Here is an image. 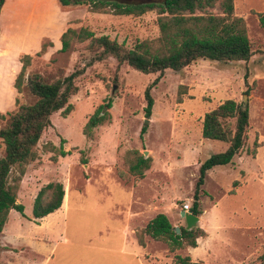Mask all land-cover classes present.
<instances>
[{
  "label": "rangeland",
  "instance_id": "rangeland-1",
  "mask_svg": "<svg viewBox=\"0 0 264 264\" xmlns=\"http://www.w3.org/2000/svg\"><path fill=\"white\" fill-rule=\"evenodd\" d=\"M14 1L6 4L1 19L6 23L12 16L10 35L23 44L19 51L31 57L25 73L39 74L50 83L73 70L84 71L74 82L77 91L68 100L70 111L50 116V126L35 146L37 158L20 179L15 202L23 212L7 214L0 232V264H123L118 254L121 231L126 212L134 209L140 212L135 231L156 214H163L172 228H184L180 212L184 204L191 205L198 166L226 148L225 143L200 137L202 116L224 100L242 103L243 96L248 109L244 144L231 164L208 170L200 188L201 217L193 228L201 229L204 237L196 240L197 247L191 252L190 247L169 252L165 243L147 236L143 247L146 259L149 256L163 264H172L173 255L187 253L193 261L209 264H260L264 245V32L255 14L263 11L264 0H233L234 15L243 19L250 42L248 60L199 59L178 72L164 71L149 91L148 119L142 111L143 91L156 74L143 75L125 64L117 67L111 57L89 64L99 50L89 51L84 41L71 42L66 52H59V38L66 29H84L130 50L138 42L158 37L155 9L115 15L107 11L110 6L104 12H92L90 0H76L78 4L65 7L58 0H22L18 6ZM36 38L38 48L26 50ZM41 44L44 53L35 56ZM18 57L6 66L0 63V128L19 105L34 101L25 90L17 93L12 88L20 67ZM99 108L108 119L92 129L91 140H86L82 127ZM143 124L146 129L139 139ZM253 141L259 146L251 156ZM47 145L61 147L66 154L51 161L54 154L44 151ZM128 151L147 153L149 168L141 179L126 173L122 159ZM118 174L129 178L123 180ZM48 183L61 184L64 197L59 210L63 212L34 220L32 201ZM55 242L57 247L49 258Z\"/></svg>",
  "mask_w": 264,
  "mask_h": 264
},
{
  "label": "trees",
  "instance_id": "trees-1",
  "mask_svg": "<svg viewBox=\"0 0 264 264\" xmlns=\"http://www.w3.org/2000/svg\"><path fill=\"white\" fill-rule=\"evenodd\" d=\"M4 0H0V8ZM90 10L101 13L110 6L115 15H139L145 11L155 9V24L158 37L150 42L141 41L130 50H123L121 46L106 37H93L84 29L74 31L66 29L59 38V52H66L71 42L87 41V49L91 52L99 50L92 57L93 61H100L105 57L115 60L117 67L125 64L133 71L143 75L156 74V77L144 88L142 109L144 118L148 119L152 107L150 89L156 85L164 71L178 72L196 60L215 62L246 61L251 55V46L246 35V27L241 17L234 15L233 0H162L160 3L147 5H119L98 0H90ZM60 6L76 5V0H58ZM257 26L264 32V9L255 14ZM45 45L41 44L39 56L44 53ZM31 57L20 55L19 70L14 76L12 88L21 93L25 90L34 98L32 104L19 105L10 114L5 127L0 128V140L3 145V155L0 158V232L5 224L9 211L22 215L23 207L15 204V194L27 165L36 160L35 146L41 134L50 126V116L60 112L66 115L70 111L69 98L77 91L75 81L82 75L84 69L73 70L69 75L46 83L39 74L25 73ZM183 89V88H182ZM181 89V90H182ZM246 93V92H245ZM179 95V93H178ZM180 102V99H177ZM110 107L108 101L105 105ZM3 117L0 115V119ZM108 119L102 108L94 111L82 127V135L91 140V132ZM248 128V109L242 103L224 100L213 109L203 114L200 125V137L203 140L219 141L226 144L223 152L209 156L197 169V178L192 193V201L188 212L199 216V197L203 194L201 186L208 170L216 166L228 165L240 152ZM146 129L142 125L139 130L141 139ZM259 145L253 141L250 155L254 156ZM44 151L53 153L51 161L63 157L66 153L61 147L54 149L47 145ZM85 163L84 161H82ZM123 165L129 177L141 179L149 168V158H143L136 151H128L123 155ZM118 176L127 180V177ZM127 182V181H126ZM236 181L232 186H236ZM62 186L59 183H48L41 187L31 204V218L41 219L61 207L63 200ZM63 196V197H62ZM179 233L168 223L163 214H156L145 226L134 232L138 246H144V237L161 241L167 245L169 252L184 247H196V240L204 237L201 229L185 230L179 227ZM0 246V251H1ZM260 264H264V245L258 257ZM172 264H202L192 263L188 256L173 255Z\"/></svg>",
  "mask_w": 264,
  "mask_h": 264
},
{
  "label": "crops",
  "instance_id": "crops-1",
  "mask_svg": "<svg viewBox=\"0 0 264 264\" xmlns=\"http://www.w3.org/2000/svg\"><path fill=\"white\" fill-rule=\"evenodd\" d=\"M8 2H10V0H5L2 4L1 8H0V63H3L2 65H4V66L8 65V62H12L13 59H17V57L20 54H24V53L19 51L20 47H23V44L20 45V43L15 41V39H16L15 36L10 35V32L12 31V28L10 27V23L12 21V16L10 17L9 21L6 23L2 22V19H1L2 10L6 6V4H8ZM14 2L16 4V6H18L19 5L18 3L22 2V0H15ZM233 6H234V3H233ZM14 17L17 18L16 14H14ZM38 43H39L38 38H36L32 47L29 48V45H26L25 49L26 50H28V49L29 50H33V49L36 50L38 48V45H39ZM239 188L240 187H238L237 190H235V193L239 190ZM235 193L233 195H235ZM61 203H62V201H61ZM131 204H132V202H131ZM62 205H63V203H62ZM61 212H63V209L59 210V208H58L53 213H51V214H49V215H47L41 219L44 220L47 218H51V217H53V216H55ZM197 217H198L197 223L199 224L201 216L199 215ZM135 226H140V212L138 209L127 211L126 215L124 217V225H123V228L121 231L120 248L118 250L119 256H121L123 258V264H163L164 261L160 262L158 260L151 259L149 256H148V259L145 258V255H144V254H146L145 248L138 246L136 244V241H135V236H134ZM35 227L37 228V230H38V228H40V226H37V225H35ZM56 247L57 246H56V242H55V244L52 245V247L49 251V255H50L49 258H51L53 256L54 249ZM196 247L188 248L189 252L196 249ZM206 253L208 254L209 252L206 251ZM187 255H188V257L192 263L200 262L202 264H209L208 262L203 263L201 261H193L191 259L190 254L187 253ZM168 264H170V263H168Z\"/></svg>",
  "mask_w": 264,
  "mask_h": 264
},
{
  "label": "water",
  "instance_id": "water-1",
  "mask_svg": "<svg viewBox=\"0 0 264 264\" xmlns=\"http://www.w3.org/2000/svg\"><path fill=\"white\" fill-rule=\"evenodd\" d=\"M104 1H110V0H104ZM158 1H162V0H146V1H143L145 3H155V2H158ZM242 105L243 106H246V97L243 96V100H242ZM145 122H147V120H145ZM146 152H143V158H146ZM16 204V202H15ZM180 217H182L183 221H184V229L185 230H190L192 229L193 227H195L197 225V222H198V217L197 216H193L190 212H180ZM174 232L176 234L179 233V229L178 228H174Z\"/></svg>",
  "mask_w": 264,
  "mask_h": 264
},
{
  "label": "flooded vegetation",
  "instance_id": "flooded-vegetation-1",
  "mask_svg": "<svg viewBox=\"0 0 264 264\" xmlns=\"http://www.w3.org/2000/svg\"><path fill=\"white\" fill-rule=\"evenodd\" d=\"M98 1H104V0H98ZM143 1H146V0H110V1H104V2L115 3V4H119V5H132V6L156 4V3L161 2V1H158L155 3H145Z\"/></svg>",
  "mask_w": 264,
  "mask_h": 264
},
{
  "label": "built area",
  "instance_id": "built-area-1",
  "mask_svg": "<svg viewBox=\"0 0 264 264\" xmlns=\"http://www.w3.org/2000/svg\"><path fill=\"white\" fill-rule=\"evenodd\" d=\"M188 209H189V207H188L187 204H184V205L182 206V211H183V212H188Z\"/></svg>",
  "mask_w": 264,
  "mask_h": 264
},
{
  "label": "bare ground",
  "instance_id": "bare-ground-1",
  "mask_svg": "<svg viewBox=\"0 0 264 264\" xmlns=\"http://www.w3.org/2000/svg\"><path fill=\"white\" fill-rule=\"evenodd\" d=\"M65 198H66V196H65Z\"/></svg>",
  "mask_w": 264,
  "mask_h": 264
}]
</instances>
